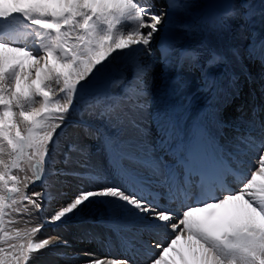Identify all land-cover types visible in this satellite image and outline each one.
I'll return each mask as SVG.
<instances>
[{"label":"snow or ice","instance_id":"6c2138e0","mask_svg":"<svg viewBox=\"0 0 264 264\" xmlns=\"http://www.w3.org/2000/svg\"><path fill=\"white\" fill-rule=\"evenodd\" d=\"M180 33L229 47L233 66L223 80L179 47ZM157 51L163 69L187 63L200 70L193 96L212 98L219 129L243 94L242 79L254 82L245 61L264 69V2L0 0V264L66 258L58 249L68 241L42 233L83 229L81 240L94 241L86 226L97 224L116 234L124 255L84 251V264H264V122L253 109L249 127L260 136H237L230 151L202 120L182 135L192 96L177 103L187 82L162 75L153 98ZM223 63L215 54L207 61ZM150 102L157 105L154 143ZM238 110L247 123L243 104ZM77 123L99 143L119 183L100 182L87 147L69 132ZM62 150L67 167H56ZM71 152L82 159L73 161ZM97 207L104 209L98 220ZM111 247L109 239L105 250Z\"/></svg>","mask_w":264,"mask_h":264},{"label":"bare ground","instance_id":"6f19581e","mask_svg":"<svg viewBox=\"0 0 264 264\" xmlns=\"http://www.w3.org/2000/svg\"><path fill=\"white\" fill-rule=\"evenodd\" d=\"M263 1L264 0H257V3L259 4V3L263 2ZM196 2L200 6H202L203 3L209 4L210 0H196ZM177 42H178V45H179V47L181 49H188V50L193 51L197 55L201 65L205 66L206 60L209 59L212 56V54H214V53L220 54L221 52H223L224 54L230 56L231 57V62L233 64L231 51H230L229 47L226 46L223 43L219 44V43H217L214 40H210V41H208L209 45L206 48L205 46L201 45V43L199 41V35L188 36V35H185L183 33L178 34ZM246 43H247V41H243L242 45H246ZM245 63L247 64V68H248V71H249V73L251 75V78L256 82L255 89H256V85H257V88L259 89L260 88L259 84L264 83V69H262L258 63H251V62H248V61H245ZM179 69H180V71L182 73V76H181L182 80L186 81L187 84H188V87L183 90V93L189 94L195 88V82H197V80H199V78H200L199 75H200L201 72H200L199 69H191V68H189L187 66V63H186V66L184 68H182V69L179 68ZM187 69H189L192 74L186 73ZM207 72H209L212 75L218 76L221 79L225 75L224 63L210 66L207 69ZM159 76H160L159 72H156V71L153 72V77H154V86H153V89H152V94L154 95L153 97L156 96L157 90L160 88L161 83H162V80H160ZM158 80H159V84H157ZM195 92H196V90L193 93H195ZM193 93L190 95V96H192L191 104L188 106V108L186 110L187 112L183 116V119L181 121V129H182V133L181 134L182 135L189 134V132H190L192 126H193L192 125V118L193 117L196 118V121H198V120L204 121V123L206 124L207 127H208L209 124L214 122V120L212 119V117L210 115L211 112H212V105H213L212 98L208 94H205V93H196L194 96H193ZM246 93H247L246 87L243 86V94H246ZM178 98H177V100H178ZM86 118L94 119L95 117H86ZM95 119L97 120V122H96V124H93V125L95 127H97V126H99L98 122L100 123V121L97 118H95ZM147 124H148L149 127L151 126L150 117L147 118ZM76 126L79 129L81 128L78 125H76ZM94 126H91V127L95 128ZM152 130H154V129H152ZM151 139H152L153 142L155 141V137L153 135V131H151ZM103 154H104V152H103ZM104 163H103V165H104ZM104 169H105V167H104ZM104 174H106V173L104 172ZM101 182L103 183L104 181H101ZM85 183H87V182H85ZM35 190L36 191H40L41 188H38V189H35ZM50 192L52 193V195H55V192H54L53 189H50ZM103 212H104V209L102 207L94 208L93 209L94 215L92 216V218L98 220L100 218V214H102ZM97 226H98V228H97L98 232L95 233V235L97 236V239L94 240V242L95 243L96 242L101 243L102 242L103 231L104 230H109L110 232H112V231L109 228H107V227H105L103 225L97 224ZM86 227H88V225ZM88 228L90 230L94 229V228H90V227H88ZM59 231L55 230L54 232L56 233V232H59ZM45 232H47V231H45ZM112 233L115 235V237H114V241H116L115 245H118L120 247L119 239L117 238V236H116V234L114 232H112ZM70 240L72 242L76 243L75 246H76V248H78V250L75 251V250H71L70 249L69 251H67V250H64L63 248L60 247L58 249V251L62 250L61 252H65V253L66 252L75 253V255H77L79 257H82V260H80L78 262V264H84V261L88 260L89 257L84 256L83 252L84 251L93 252V251L87 250L86 248H87L88 245H86L87 243L83 244V243H85L83 241H81V243H79V241L76 242L73 239H70ZM115 247L112 250H116ZM88 248H91V246H88ZM120 249H121V247H120ZM117 252L118 253L114 254V257H117V258L122 257V255L119 254V248H118ZM93 253H95V252H93ZM68 256H69V254H68ZM66 262L68 264L71 261L69 259H67V257H66Z\"/></svg>","mask_w":264,"mask_h":264},{"label":"rangeland","instance_id":"374dc122","mask_svg":"<svg viewBox=\"0 0 264 264\" xmlns=\"http://www.w3.org/2000/svg\"><path fill=\"white\" fill-rule=\"evenodd\" d=\"M204 5H205V3H203L202 7H204ZM200 39L202 40L203 37L199 35V41L201 43V40ZM208 45H209V42H207V44L205 46L208 47ZM70 131H71V134H72L73 139L77 140L80 144H82L84 146H89V145H92L94 143V142H92L90 140H85L82 137V134L80 132H76V129L75 128H71ZM61 148L62 149H67L68 148L67 143L62 141ZM64 155H65V152L63 150L57 155V157H56V162H57L56 167H67V165H64L63 164ZM71 156H72L73 161H77V160H81L82 159V157H81V155H80L79 152H71ZM87 162H88V164H90L92 166L93 158L89 157V153L87 155ZM75 165L76 164H74L73 167ZM76 166L79 167V165H76ZM38 188L39 187H37L36 189H38ZM45 231H47V232H45ZM45 231L42 233V235L44 237H48V236H59L61 238V240H70V238L72 237L73 233L76 230L74 228L61 229L59 232H56V233L54 232L55 229H47ZM38 238H39V234H38ZM68 245H69V247L75 246L72 243H68ZM63 248L66 249V247H63ZM69 250H67V251H69ZM66 253H67V259L70 260L68 254L70 255V254H72V252H66ZM44 261H45V264H50V262H54V264H67L66 258L57 257V256H46L44 258ZM68 264H78V263H74L73 261H71Z\"/></svg>","mask_w":264,"mask_h":264},{"label":"water","instance_id":"95a60500","mask_svg":"<svg viewBox=\"0 0 264 264\" xmlns=\"http://www.w3.org/2000/svg\"><path fill=\"white\" fill-rule=\"evenodd\" d=\"M229 2V0H213L212 5H219V6H224Z\"/></svg>","mask_w":264,"mask_h":264}]
</instances>
